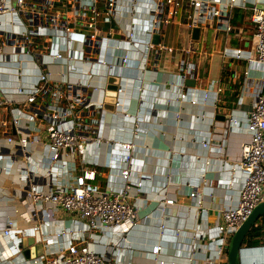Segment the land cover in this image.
<instances>
[{
    "label": "crops",
    "instance_id": "1",
    "mask_svg": "<svg viewBox=\"0 0 264 264\" xmlns=\"http://www.w3.org/2000/svg\"><path fill=\"white\" fill-rule=\"evenodd\" d=\"M171 1L140 0L130 14L128 0L113 9L97 0H27L16 14L0 17V43L16 35L0 55V91L7 102L0 108V264H43L83 230L76 216L30 200V191L55 193L94 172L86 183L92 190L121 192L126 169V200L136 206L138 222L117 240L108 231H85L78 236L82 242L122 264H227V254H219L217 226L222 210L235 205L244 186L238 162L241 146L251 140L244 120L263 76V67L245 58L255 32L251 17L264 10V0ZM90 7L98 13L92 52L78 42L67 46L46 26V17L55 16L61 26L80 32ZM33 9H42L43 29L30 23ZM194 16L198 23L191 26ZM153 17L160 22L151 27ZM133 26L136 40L129 43ZM148 28L158 35V45L152 36L148 45ZM194 28L200 30L197 39ZM26 36L32 40L28 47ZM238 50L240 60L235 59ZM58 53L62 60L53 59ZM125 56L130 66L122 67ZM188 67L192 87L182 79ZM40 74L47 75L35 103L40 108L59 105L57 94L68 85L83 89L90 100V108L78 111L87 133L101 141L87 146L86 163L72 150L51 160L49 123L33 118V106L17 92L34 88ZM110 77L118 88L109 110L103 106ZM233 119L240 121L238 127ZM22 139L29 142L25 151ZM129 141L128 161L119 143ZM166 199L173 205H164ZM8 222L12 227L5 236ZM256 227L262 235L244 264H264V217ZM155 246H161L157 255Z\"/></svg>",
    "mask_w": 264,
    "mask_h": 264
},
{
    "label": "built area",
    "instance_id": "2",
    "mask_svg": "<svg viewBox=\"0 0 264 264\" xmlns=\"http://www.w3.org/2000/svg\"><path fill=\"white\" fill-rule=\"evenodd\" d=\"M97 1H103L109 9H113L119 0ZM154 1L160 2L162 0ZM26 2L27 0H14L13 5H11L8 0H0V17L16 14L26 5ZM139 2L140 0H128L130 14H135ZM166 2L171 3L172 1L166 0ZM233 3L234 0H231V4ZM193 6L200 8L201 3L194 2ZM89 11L91 12V17L80 32H74L67 26H61L55 16L46 17V26L50 27L51 31L59 32L67 46H70L69 44L72 42H78L84 46L86 52H92L96 49L98 42L97 36L93 33L96 29L95 23L98 13L93 7H90ZM43 17L42 9H38V11L33 9L28 14L30 23L32 25L35 24L36 28L39 27L40 29H43ZM251 20L254 24L255 32L252 50L245 59L249 63L254 62L262 66L263 76L260 80L259 92L256 95L255 103L244 120L251 136L250 142L241 146L238 162V169L244 177V186L239 191L235 205L222 210L220 224L217 226L219 234L217 243L220 255L227 253L228 243L232 236L248 219L254 208L264 202V10L256 11L252 15ZM159 22L158 17H153L150 26L152 27L153 24ZM197 23V17L194 16L191 26H196ZM149 29L145 30V35L149 40L148 45L152 47L150 43L152 31L150 32ZM135 30L136 26H133L129 34V43L136 40L134 38ZM15 37L16 35H12V38L9 37L0 43V55L4 46ZM31 41V38L26 36L24 43L28 47ZM241 57V50L236 51L235 59L240 60ZM53 59L62 60L63 57L58 53L53 56ZM119 63L122 67L130 66V60L127 56L123 57ZM103 65L108 66L106 64ZM190 76H192V68L188 67L182 77L183 82L189 79ZM46 82L47 75L40 74L38 83L34 88L30 90L18 88L17 92L19 94L25 93L26 103L33 106L31 108L33 118H43L49 123L45 136L50 150L55 154L51 160L56 162L59 153L72 150L86 163L84 156L87 146L98 144L101 141L99 136H92L87 133V124L78 111L82 106L90 108L91 102L85 96L83 89H76L72 85H68L62 92L58 90L57 96L62 100L59 105L48 104L44 108H40L35 103L37 97L45 91ZM117 92H120V89ZM2 97L3 94L0 91V108H3L7 103ZM184 97V94L181 95L182 99ZM13 124L16 125L17 121L13 120ZM231 124L234 127H238L240 121L233 119ZM7 141L9 143L13 142L10 138ZM28 144V140L25 139L19 142V146L23 151L27 149ZM207 145L202 143L204 148H207ZM119 147L129 161L133 142L119 143ZM129 173L130 171L127 169L121 171L124 183V189L121 192L110 190L97 192L92 190L86 183L88 180L94 179V172H87L78 177L74 183L66 185L65 188L55 193L47 194L32 190L27 194V197L34 202L46 203L59 208L84 222L83 230L77 231L78 236L85 231H108L117 240L138 222L136 206L131 205L126 200L128 197L125 191L129 188L127 186ZM163 203L164 205H173V201L168 199L164 200ZM47 217H50V214H47ZM11 227L12 223L8 222V229L3 231L5 236L10 234ZM59 236L65 238L66 233L60 232ZM78 236L70 238L55 256L45 260L43 264H122L118 261L110 262L103 258L94 248H91L90 244L82 242ZM160 251L161 246H155L152 250L154 255L159 254ZM160 264H163V262H160Z\"/></svg>",
    "mask_w": 264,
    "mask_h": 264
},
{
    "label": "water",
    "instance_id": "3",
    "mask_svg": "<svg viewBox=\"0 0 264 264\" xmlns=\"http://www.w3.org/2000/svg\"><path fill=\"white\" fill-rule=\"evenodd\" d=\"M200 30L194 28L192 31V36L197 39ZM152 43L158 45V35L152 36ZM117 79L114 77L108 78V84L104 92V109L112 108V105L116 101V90L118 88ZM194 81L188 79L185 81L187 86H194ZM264 217V202L259 204L254 208L248 219L240 226L236 233L232 236L227 247V264H244L243 262L250 260V255L248 254L251 249L244 247V242L249 234L250 230Z\"/></svg>",
    "mask_w": 264,
    "mask_h": 264
},
{
    "label": "trees",
    "instance_id": "4",
    "mask_svg": "<svg viewBox=\"0 0 264 264\" xmlns=\"http://www.w3.org/2000/svg\"><path fill=\"white\" fill-rule=\"evenodd\" d=\"M262 235L261 232V228L256 227V228H252L249 232V234L247 235L244 244H247V248H254L257 247L259 241L256 240L258 238H260Z\"/></svg>",
    "mask_w": 264,
    "mask_h": 264
}]
</instances>
